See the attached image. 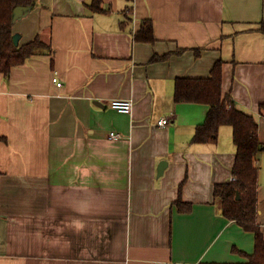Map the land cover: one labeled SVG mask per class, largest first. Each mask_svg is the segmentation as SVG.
<instances>
[{
  "label": "crops",
  "instance_id": "1",
  "mask_svg": "<svg viewBox=\"0 0 264 264\" xmlns=\"http://www.w3.org/2000/svg\"><path fill=\"white\" fill-rule=\"evenodd\" d=\"M93 3L37 0L12 25L19 44L47 49L0 73V264H248L254 235L213 196L232 180V129L192 143L208 107L173 94L176 78L221 61L222 95L264 146V0ZM144 21L153 42L136 38ZM116 99L131 113L112 110ZM255 166L264 238V150Z\"/></svg>",
  "mask_w": 264,
  "mask_h": 264
},
{
  "label": "trees",
  "instance_id": "2",
  "mask_svg": "<svg viewBox=\"0 0 264 264\" xmlns=\"http://www.w3.org/2000/svg\"><path fill=\"white\" fill-rule=\"evenodd\" d=\"M36 2L37 0H0V73L4 76L12 68L23 65L31 56L47 49L39 37L18 46L13 43V10L16 7L32 9ZM91 9L99 11V0H94ZM151 27L148 21H144L136 38L153 42ZM260 31L264 33V23ZM157 59L160 58L153 57L152 60ZM221 67L222 62L217 61L206 78H176L173 98L176 103L208 107L204 121L195 127L192 143L214 145L219 128L231 127L236 149L231 170L232 180L215 184L213 196L225 219L236 222L254 235V251L248 257V264H264V238L257 224L258 169L255 166L256 156L264 150V146L259 141L258 125L254 118L239 110L229 95H222ZM260 110L264 112V104L260 105ZM237 193L239 199H236ZM176 206L179 211L188 212L191 209L180 199L176 201Z\"/></svg>",
  "mask_w": 264,
  "mask_h": 264
},
{
  "label": "built area",
  "instance_id": "3",
  "mask_svg": "<svg viewBox=\"0 0 264 264\" xmlns=\"http://www.w3.org/2000/svg\"><path fill=\"white\" fill-rule=\"evenodd\" d=\"M52 82H53V84H55L59 88L62 86L61 82H58L56 77L52 78ZM108 105L112 110H115L118 113L130 114L132 111L131 100L116 99V100L110 101ZM157 125L159 127H166L167 125H169V120L166 118H163V119L158 121ZM119 137L120 136L117 133H114V132L110 133V138H112V139H118ZM168 264H172V263H168Z\"/></svg>",
  "mask_w": 264,
  "mask_h": 264
},
{
  "label": "water",
  "instance_id": "4",
  "mask_svg": "<svg viewBox=\"0 0 264 264\" xmlns=\"http://www.w3.org/2000/svg\"><path fill=\"white\" fill-rule=\"evenodd\" d=\"M31 8H25V7H16L13 10V14H12V21L13 23L15 21L21 20L22 18H24L29 12H30ZM19 40H20V36L18 34H14L13 35V43L15 46L19 45ZM166 166V162H161L158 166L157 169V176L162 175L163 170ZM236 199H239V194L237 193L236 195Z\"/></svg>",
  "mask_w": 264,
  "mask_h": 264
}]
</instances>
